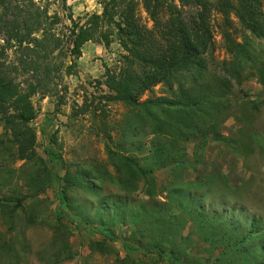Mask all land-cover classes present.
Masks as SVG:
<instances>
[{
  "label": "rangeland",
  "instance_id": "rangeland-1",
  "mask_svg": "<svg viewBox=\"0 0 264 264\" xmlns=\"http://www.w3.org/2000/svg\"><path fill=\"white\" fill-rule=\"evenodd\" d=\"M34 2L47 15V31L60 39V52L48 55L39 46L34 56L14 46L8 53L7 63L29 65L34 58L42 68L38 75L49 68L55 78L50 92L33 97L37 159L19 160L10 131L0 125V264H264V86L256 73L264 64V38H252L256 68L246 70L240 84L232 82L229 106L219 114L224 139L208 135L198 161L201 136L178 143L195 166L180 172L172 161L154 166L155 147L167 142L165 135L154 134L150 123L135 129L127 121L131 108L102 98L108 93L103 85L107 68L119 69L127 55L115 32L110 46L88 42L76 67L68 68L69 18L85 23L103 12L102 0ZM260 3L264 12V0ZM138 14L151 29L153 21L142 5ZM229 19L235 40L250 38L233 13ZM226 24L214 12L215 48L205 57L207 72L198 81L185 77V90H214L226 76L224 62L232 58L223 37ZM32 39L43 40V32ZM32 74L22 72L15 79L26 87L34 81ZM178 96L177 83L174 89L159 84L140 101ZM83 106L89 111L80 114ZM50 149L62 162L49 155ZM108 149L154 168L157 196L146 195L145 181L131 194L99 181L97 167L116 173ZM67 174L72 180L85 175L94 188L75 186L64 194ZM25 197L15 208V200ZM163 248L166 253L160 255Z\"/></svg>",
  "mask_w": 264,
  "mask_h": 264
},
{
  "label": "trees",
  "instance_id": "trees-1",
  "mask_svg": "<svg viewBox=\"0 0 264 264\" xmlns=\"http://www.w3.org/2000/svg\"><path fill=\"white\" fill-rule=\"evenodd\" d=\"M101 4L103 12L90 15L83 24L72 16L69 18L72 26L68 35V51L72 60L68 68L76 67L88 42L101 41L105 46H110L115 32L127 55L119 69L107 68L103 85L108 93L102 96L103 100L106 103L122 102L131 108L133 113L127 121L135 129L150 123L154 134L167 137V142L160 141L155 147V167L172 161L180 172L186 167L195 169L186 161V150L179 147L178 143L201 136V143L195 150L198 161V156L207 146L208 135L224 139L218 129L222 122L219 114L224 113L229 106L227 95L233 87L232 82L240 84L244 72L256 68V50L252 38H264V12L260 0H102ZM140 5L153 21L151 29L138 14ZM214 12L223 15L228 23L223 37L232 58L230 64L224 62L226 76L221 78L214 90L210 86H207V92L185 90V77L198 81L207 72L205 57L213 53L215 48L212 26ZM231 13L250 32V38L244 37L242 42L235 40L233 33L228 30L232 25L229 19ZM47 20V15L34 0H0V125L4 124L10 131L17 145L18 159L22 161H32L38 157V135L31 126L38 116L33 97L40 92H50L55 77L52 70L48 71L49 68H44L43 77L38 75L42 68L34 65L37 62L34 58L29 65L20 63L14 66L12 62L7 63L8 53L14 46L34 56H38L39 46L48 55L60 52V39L51 30L47 31ZM39 32H43V40L32 39ZM33 42L37 44L34 48L31 46ZM31 71L35 75L34 81L28 82L26 87L16 81V75L22 72L30 74ZM256 73L264 86V64ZM175 83L178 84V97L140 101L141 96L153 87L164 84L174 89ZM88 111V106L80 108V114ZM205 124L207 129L203 128ZM108 154L116 173H111L103 166L97 167L96 170L101 173L99 181L113 184L128 194L138 191L139 183L145 181L146 195L157 196L154 168H146L135 158L111 149H108ZM49 155L62 162L60 155L53 149L49 150ZM65 182L64 194L65 190L75 186L94 188L85 175L72 180L67 174ZM49 184L47 182L38 193H42ZM25 199L15 200V208H21ZM248 237L244 236L242 243ZM164 253L166 251L163 248L160 255Z\"/></svg>",
  "mask_w": 264,
  "mask_h": 264
}]
</instances>
